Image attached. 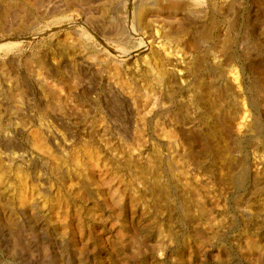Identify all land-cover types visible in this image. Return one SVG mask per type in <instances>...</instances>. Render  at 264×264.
Segmentation results:
<instances>
[{
    "label": "rangeland",
    "instance_id": "rangeland-1",
    "mask_svg": "<svg viewBox=\"0 0 264 264\" xmlns=\"http://www.w3.org/2000/svg\"><path fill=\"white\" fill-rule=\"evenodd\" d=\"M179 1L0 0V264H264V0Z\"/></svg>",
    "mask_w": 264,
    "mask_h": 264
},
{
    "label": "bare ground",
    "instance_id": "bare-ground-1",
    "mask_svg": "<svg viewBox=\"0 0 264 264\" xmlns=\"http://www.w3.org/2000/svg\"><path fill=\"white\" fill-rule=\"evenodd\" d=\"M170 1V3H171V5H173V6H178L179 8H184V6L186 5V4H183V3H181L179 0H169ZM186 1V0H185ZM191 1H194V0H191ZM170 3H169V6H170ZM188 3V2H187ZM199 3V2H198ZM166 8V7H165ZM176 8V7H175ZM168 10V9H167ZM171 11H172V9H171ZM196 13V12H195ZM174 14V13H173ZM175 14H177L176 12H175ZM142 15H143V13H142ZM186 22V21H185ZM202 30V29H201ZM248 37V36H247ZM198 40V39H197ZM12 43V42H11ZM7 44V43H6ZM6 44H0V50L1 49H5V47H7L6 46ZM16 45V43H13V45ZM193 44V43H192ZM7 45H10V44H7ZM12 45V44H11ZM12 45V46H13ZM200 46V45H199ZM3 47V48H2ZM9 47H11V46H9ZM194 48V47H193ZM156 52V51H155ZM95 57V56H94ZM158 59V58H157ZM199 61V60H198ZM29 63V62H28ZM162 63V62H161ZM166 63V62H165ZM41 73V72H40ZM145 76V75H144ZM137 78V77H136ZM149 78V77H148ZM151 79V78H150ZM149 82V81H148ZM149 86V85H148ZM152 85L150 84V86L149 87H151ZM148 87V88H149ZM13 93H15V92H13ZM11 94V93H10ZM146 94V93H145ZM14 95V94H13ZM23 95V94H22ZM15 96H16V93H15ZM15 96H14V98H15ZM50 96L51 97H55L56 99H57V97L58 96H55L54 94H50ZM10 97V96H9ZM13 97V96H12ZM18 97V96H17ZM20 97V96H19ZM115 97V96H114ZM13 98V99H14ZM28 98V97H27ZM37 99V98H36ZM15 101H18L17 99H14ZM13 100V101H14ZM12 101V102H13ZM36 101V100H35ZM38 101H40V100H38ZM114 101H116V99H114ZM11 102V101H10ZM59 102V101H58ZM65 102V101H64ZM111 103V102H110ZM117 103V102H116ZM39 104V103H38ZM9 105V104H8ZM12 105H14V104H12ZM34 105V104H33ZM119 105V104H118ZM36 106V105H35ZM40 106V105H39ZM38 106V107H39ZM72 106V105H71ZM41 107V106H40ZM51 107V106H50ZM41 108H43V107H41ZM46 107H44V109H45ZM15 109V108H14ZM43 109V110H44ZM37 110V109H36ZM9 111V110H8ZM45 111V110H44ZM37 112V111H36ZM41 112V111H40ZM42 113H43V111H42ZM20 114V113H19ZM10 115V114H9ZM116 122V121H115ZM8 123V122H7ZM7 123H6V125H7ZM11 123V122H10ZM12 124V123H11ZM11 124H9L10 126H12ZM5 125V126H6ZM9 127V126H8ZM127 127H128V125H127ZM139 133V132H138ZM125 134V133H124ZM164 136V135H163ZM176 137V136H175ZM15 144H12L11 146H14ZM10 147V146H9ZM148 168V167H147ZM158 193V192H157Z\"/></svg>",
    "mask_w": 264,
    "mask_h": 264
}]
</instances>
